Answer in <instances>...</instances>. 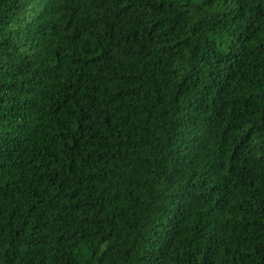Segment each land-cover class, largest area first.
<instances>
[{"label":"trees","instance_id":"16d2710c","mask_svg":"<svg viewBox=\"0 0 264 264\" xmlns=\"http://www.w3.org/2000/svg\"><path fill=\"white\" fill-rule=\"evenodd\" d=\"M0 264H264V0H0Z\"/></svg>","mask_w":264,"mask_h":264}]
</instances>
